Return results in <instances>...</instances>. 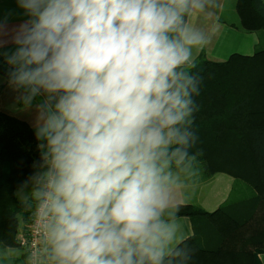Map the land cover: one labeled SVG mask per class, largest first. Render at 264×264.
I'll return each instance as SVG.
<instances>
[{
	"label": "clouds",
	"instance_id": "obj_1",
	"mask_svg": "<svg viewBox=\"0 0 264 264\" xmlns=\"http://www.w3.org/2000/svg\"><path fill=\"white\" fill-rule=\"evenodd\" d=\"M17 2L29 19L0 54L36 113L40 159L17 196L43 264H188L174 168L199 163L191 70L210 39L190 20L219 0Z\"/></svg>",
	"mask_w": 264,
	"mask_h": 264
},
{
	"label": "trees",
	"instance_id": "obj_2",
	"mask_svg": "<svg viewBox=\"0 0 264 264\" xmlns=\"http://www.w3.org/2000/svg\"><path fill=\"white\" fill-rule=\"evenodd\" d=\"M237 28L260 36L254 54L233 53L225 61L208 59L202 51L191 71L200 79L199 105L193 130L198 137L190 154L198 155L206 177L216 172L233 176L253 189L249 203L229 201L213 211L179 204L178 216L196 228L213 231L219 241L207 248L202 231L188 237V264H262L264 253V0H236ZM187 19V17H186ZM10 67L0 56V74L8 80ZM35 130L24 120L0 110V249L21 248L18 233L27 230L31 210L17 196L18 186L34 171L40 152ZM246 209L241 212L239 209ZM31 222V223H30ZM30 225L28 226V224ZM200 232V233H199ZM208 233V235H209ZM19 264H27L26 251Z\"/></svg>",
	"mask_w": 264,
	"mask_h": 264
},
{
	"label": "crops",
	"instance_id": "obj_3",
	"mask_svg": "<svg viewBox=\"0 0 264 264\" xmlns=\"http://www.w3.org/2000/svg\"><path fill=\"white\" fill-rule=\"evenodd\" d=\"M227 4V0H219V7L214 10V15L211 19L205 20L202 17L190 20L197 27L204 29L209 35L210 39L203 49L199 50L195 55L205 51L208 59L213 61H225L233 53H242L252 55L258 47H260V36L257 33H247L235 27L236 22H229L223 20V13ZM29 17L24 13L18 5L17 0H0V53L11 54L15 51V45L12 42V37L15 35L21 24H24ZM189 19V18H187ZM2 59L6 62L4 55L0 54ZM195 58V59H196ZM8 65V64H7ZM10 67V65H8ZM19 93L10 85L9 80L0 74V110L26 121L35 130V109H22L17 97ZM198 168L196 175H191ZM178 172L180 180L184 186L179 190L178 202L179 204H192L203 209L213 211L220 206L225 205L229 201L245 200L246 206L253 205L249 203V197L253 195V189L247 184L239 183L233 176L224 172H216L209 178L206 177L205 168L200 165L191 164L190 168L186 167V171ZM221 176L219 182H216V177ZM236 208V207H235ZM239 207L236 208L238 210ZM241 212L247 211L242 208ZM31 216L30 220H32ZM182 223V232L186 238L202 231L204 227L200 226V230L191 218L186 216H179ZM31 223V222H30ZM28 224V226L30 225ZM26 221L23 220L20 232L25 228ZM200 233V232H199ZM203 230L205 238L203 244L214 246L219 237L213 231ZM25 252L21 248L0 249V264H19L22 260V254ZM44 254L41 260L43 264ZM262 264H264V253L260 256Z\"/></svg>",
	"mask_w": 264,
	"mask_h": 264
},
{
	"label": "built area",
	"instance_id": "obj_4",
	"mask_svg": "<svg viewBox=\"0 0 264 264\" xmlns=\"http://www.w3.org/2000/svg\"><path fill=\"white\" fill-rule=\"evenodd\" d=\"M18 240L27 253V264H41L46 241L40 223L33 218L30 227L21 232Z\"/></svg>",
	"mask_w": 264,
	"mask_h": 264
},
{
	"label": "rangeland",
	"instance_id": "obj_5",
	"mask_svg": "<svg viewBox=\"0 0 264 264\" xmlns=\"http://www.w3.org/2000/svg\"><path fill=\"white\" fill-rule=\"evenodd\" d=\"M236 0H227V4L223 13V20L229 21V22H238V16L235 8ZM221 176L216 177V182H219V179H221ZM206 210V209H205ZM209 211V210H207ZM212 211V210H211ZM16 249V248H15Z\"/></svg>",
	"mask_w": 264,
	"mask_h": 264
}]
</instances>
